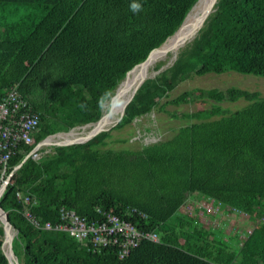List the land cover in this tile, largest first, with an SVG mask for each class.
<instances>
[{"label": "trees", "instance_id": "obj_1", "mask_svg": "<svg viewBox=\"0 0 264 264\" xmlns=\"http://www.w3.org/2000/svg\"><path fill=\"white\" fill-rule=\"evenodd\" d=\"M197 1L144 0L143 14L133 15L128 0H0V97L17 87L40 118L34 145L20 147L8 174L47 137L95 126L127 74L175 34ZM199 31L170 68L144 81L116 130L151 114L193 76L233 71L264 78V0H218ZM183 97L250 103L229 115L217 105L201 109L171 139L140 150L98 149L111 137L102 132L83 144L54 146L14 172L0 206L17 232L20 264H264V225L230 249L217 234L192 220L186 228L178 218L196 195L252 223L264 216V97L237 87L194 88ZM18 191L37 201L43 223H58L61 207L89 219L98 209L125 216L136 208L148 218L128 221L160 242L144 240L123 259L113 248L93 251L89 239L36 229L21 213ZM4 239L0 222V264H9Z\"/></svg>", "mask_w": 264, "mask_h": 264}, {"label": "built area", "instance_id": "obj_2", "mask_svg": "<svg viewBox=\"0 0 264 264\" xmlns=\"http://www.w3.org/2000/svg\"><path fill=\"white\" fill-rule=\"evenodd\" d=\"M39 123V115L33 111L30 102L19 94L17 87L10 88L4 96L0 97L1 185L4 184L6 179L10 178V181L12 179L14 171L8 174V165L15 153L22 145H34ZM56 136H49L46 139L47 141L50 139L54 140ZM44 140L37 143L30 152V157L32 159L38 161L44 155L43 148L47 146H39ZM16 197L23 206L22 215L36 229L63 231L68 233L72 238H76L79 242L89 239L93 251L101 252L102 249L106 247L113 248L116 250L117 255L123 259L130 255L134 249L139 247L144 240L160 242L158 235L155 233L145 232L138 228L131 220L128 221V219L148 218L146 213L136 208H128L125 211V216H117L98 209V218L89 219L80 216L72 209L61 207L59 210L60 221L53 224L51 222L43 223L37 217L34 212L37 201L31 197L30 194L18 191ZM202 203L208 206V215L215 216L216 214L223 213V210H227L232 212L235 216L234 219H237L239 224L245 226L241 228L242 230L239 231V235L235 233V231L233 232L234 239L238 241L236 244L238 247H241L242 243L248 239L255 230L260 229L264 225V216H262L257 223H252L247 214L229 207L222 208L214 199L206 198ZM212 231L215 232L214 230ZM227 236L230 237L231 235L228 234Z\"/></svg>", "mask_w": 264, "mask_h": 264}, {"label": "rangeland", "instance_id": "obj_3", "mask_svg": "<svg viewBox=\"0 0 264 264\" xmlns=\"http://www.w3.org/2000/svg\"><path fill=\"white\" fill-rule=\"evenodd\" d=\"M8 14V11L4 12V15L8 16ZM196 35L190 40V42L196 37ZM175 61H173L166 69L170 68ZM161 65L164 66V63H159L155 66V72L149 78H155L159 73L163 72V70H157V68ZM123 83L120 84L118 89ZM231 87H237L242 90L258 93L259 96L264 97V78L261 77H256L253 75H243L233 71L224 73L222 75L208 74L202 77L193 76L178 85L172 92H170L165 98H163L160 106L155 108L151 114L135 120L123 129L116 130L115 127L117 125L114 128H111L118 121L119 115H114L111 118L112 121L109 126L107 125L109 123L108 120H105V122L99 128L101 129L108 126L107 128L110 129L108 132L111 133V137L101 138L96 147L101 150L111 149L115 151L140 150L145 146L171 139L176 134L179 128L196 122V120H194V114L201 109H209L217 105L223 108L225 115H229L230 113L247 106L250 101L244 98L238 99L236 101H226L218 104L210 100L188 101L183 97V94L186 91L194 88H217L220 90H226ZM20 88L21 91L25 94L26 98L31 101L33 97L27 92L25 85L22 84ZM111 100L112 99H110L105 104L104 116L110 109ZM183 114L188 115V118H183ZM219 117L220 116H215L214 119H217ZM92 129L93 128L91 126L76 128L73 130V132L77 134L74 135V137H85L90 133ZM101 141H105L107 145L103 146V144H101ZM52 142H56L55 139L52 140ZM53 147L54 146H47L43 148L46 149L45 151L43 149L42 150L44 151V154L49 153L51 152V148ZM205 200L206 198L198 197V195H196L193 200L187 201L185 203V205L180 210V215L177 214L175 217H173V220H175L179 215L178 218H182L184 220L183 224L186 228L188 225L187 223H190V220H192L193 223L197 225V228L199 230L203 229L207 232H209L210 230V232L214 233V235L217 234L219 238H221V242L228 240V243L237 244L238 241L234 239L233 232L235 231V233L239 235V231H241V228L245 226L239 224V222H237V219H234L235 216L232 214V212H229L227 210H223V213L216 214L215 216L208 215L207 211L209 210V208L205 203H202ZM237 223L239 224V226ZM212 230H214L215 232H213ZM228 234H230L231 236H228L227 239Z\"/></svg>", "mask_w": 264, "mask_h": 264}, {"label": "bare ground", "instance_id": "obj_4", "mask_svg": "<svg viewBox=\"0 0 264 264\" xmlns=\"http://www.w3.org/2000/svg\"><path fill=\"white\" fill-rule=\"evenodd\" d=\"M217 2L218 0H199L196 7L191 12L190 16L187 18L184 27L176 34L175 37L171 38L166 43L164 47L166 53L153 55L147 63L136 67L131 73H129L128 78L125 80L124 83L122 82L123 84L118 89L116 95L112 98L110 102L109 111H107V114L102 118V120L98 124L92 127L93 129L91 131L100 130L99 127L105 122V120H108L109 123L107 125L108 126L110 125L112 121L111 118L114 115H119L122 112V110H124V108L128 105L130 96L132 95L135 88L139 84L147 80L150 76H152V74L155 72V66L157 64L164 63V66H162L161 69L159 70L161 71V70H165L167 67H169V65L173 61L177 59L180 50L185 47V46L184 47H179V46H181L183 42L190 43V40L196 35V33L194 32L196 28L200 26L201 24L200 22L204 18L206 12L208 11L209 8L211 9L212 12ZM108 126L101 129H106ZM74 135L77 134L73 131L70 132L69 134L58 135L55 137V141L56 142L80 141L83 139L82 136L74 137ZM48 141H52V140L50 139Z\"/></svg>", "mask_w": 264, "mask_h": 264}, {"label": "water", "instance_id": "obj_5", "mask_svg": "<svg viewBox=\"0 0 264 264\" xmlns=\"http://www.w3.org/2000/svg\"><path fill=\"white\" fill-rule=\"evenodd\" d=\"M198 2H199V0L197 1V3H198ZM197 3H196V4L193 6V8L188 12V14L186 15V17H185V19H184L182 25H181V26L179 27V29L175 32V34H174L173 36H171L170 38H168L167 41H166L163 45H161L160 47H157V48L153 49V50L150 52V54L148 55L147 59H146L143 63H141V64L135 66V67H134L129 73H131L136 67L141 66V65L147 63L153 55H156V54H164V53H166V50L164 49L166 43H167L171 38L175 37L176 34H177V33H178V32L184 27L187 18L190 16L191 12H192L193 9L196 7ZM212 12H213V10H212ZM212 12H211V9L209 8L208 11L206 12L204 18L201 20V22H200V23H201L200 26H198V28H196V30H195L194 33H196V34L198 33V31L203 27L205 21L208 19V17L211 15ZM185 45H186V43L183 42V43L181 44V46H179V47H184ZM180 49H181V48H180ZM129 73H128L127 76H126V79L128 78ZM126 79H125V80H126ZM124 82H125V81H124ZM143 83H144V82H143ZM143 83L139 84V85L135 88V90L133 91V94H132V96H131V98H130V100H129V102H128V105H127V106L124 108V110H122V112L119 114L118 121H117V122H116L111 128H114L116 125H118V124L122 121L123 117L125 116V114H126L128 108H129V105H130L131 101L133 100V98H134L136 92L138 91V89L141 87V85H142ZM101 120H102V118H101ZM101 120H100V121H101ZM100 121H99V122H100ZM99 122H98V123H99ZM98 123H97V124H98ZM109 130H110L109 128H106V129H100V130H97V131H90V133H89L87 136L82 137L83 139L80 140V141L52 142V141H47V139H45V140L41 143V145H39V146H48V147H49V146H59V147H63V146H71V145H75V144H83V143H86V142L90 141L91 139H93L94 137H96L98 134H100V133H102V132H108ZM69 133H70V132L62 133V134H69ZM62 134H61V133H58V134L52 135L51 137H54V136H56V135H62ZM29 158H30V154H29L28 156H26V157L24 158V160H23V161H22L17 167H15L14 172H16L18 169H20V168L23 166V164H24ZM9 183H10V178L6 179V181L4 182V184H2V185L0 186V201H1V198H2L3 194H4L5 191H6L7 186L9 185ZM0 222H1V224L3 225V228H4L5 239H4V243H3V250H4V253H5V256L7 257L8 263H9V264H20L19 259H18L17 255H16V253H15V251H14V249H13V241H14V238H15L17 232H15L13 226L11 225V223H10V221H9L8 213L5 212V211L2 209L1 206H0Z\"/></svg>", "mask_w": 264, "mask_h": 264}, {"label": "clouds", "instance_id": "obj_6", "mask_svg": "<svg viewBox=\"0 0 264 264\" xmlns=\"http://www.w3.org/2000/svg\"><path fill=\"white\" fill-rule=\"evenodd\" d=\"M128 11L133 15L143 14L144 9V0H128ZM99 103L103 105L105 103V97H101ZM81 108H84L85 105L81 104Z\"/></svg>", "mask_w": 264, "mask_h": 264}, {"label": "crops", "instance_id": "obj_7", "mask_svg": "<svg viewBox=\"0 0 264 264\" xmlns=\"http://www.w3.org/2000/svg\"><path fill=\"white\" fill-rule=\"evenodd\" d=\"M227 239H228V236H227ZM219 240L222 241L221 238ZM227 241L228 240L223 241L226 244L227 247H229L230 249L231 248H236V243H228Z\"/></svg>", "mask_w": 264, "mask_h": 264}]
</instances>
